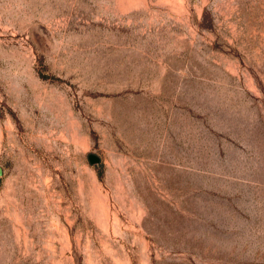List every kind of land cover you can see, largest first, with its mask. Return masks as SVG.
<instances>
[{
    "label": "rangeland",
    "instance_id": "1",
    "mask_svg": "<svg viewBox=\"0 0 264 264\" xmlns=\"http://www.w3.org/2000/svg\"><path fill=\"white\" fill-rule=\"evenodd\" d=\"M0 264H264V0H0Z\"/></svg>",
    "mask_w": 264,
    "mask_h": 264
},
{
    "label": "water",
    "instance_id": "2",
    "mask_svg": "<svg viewBox=\"0 0 264 264\" xmlns=\"http://www.w3.org/2000/svg\"><path fill=\"white\" fill-rule=\"evenodd\" d=\"M89 159L91 160V161H94V160H96L97 159V156L95 155V154H89Z\"/></svg>",
    "mask_w": 264,
    "mask_h": 264
}]
</instances>
